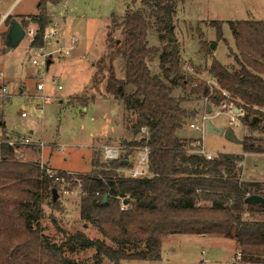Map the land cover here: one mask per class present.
Masks as SVG:
<instances>
[{"label":"trees","instance_id":"16d2710c","mask_svg":"<svg viewBox=\"0 0 264 264\" xmlns=\"http://www.w3.org/2000/svg\"><path fill=\"white\" fill-rule=\"evenodd\" d=\"M152 1L154 27L163 44L159 65L163 75L168 76L173 71L174 80L184 85L186 74L179 64V47L172 22L174 1ZM59 2L38 0V14L20 21L23 27L30 21L36 24L32 46L41 43L43 30L50 19L46 4ZM5 20L10 25L13 18L8 15ZM121 24L122 40L115 42V47L107 45L112 50L95 63L91 85L94 87L101 82L99 75L107 66L106 92L119 97L124 109L135 115V123L130 128L136 139L124 143L125 152L129 155L132 147L147 146L150 175L141 178L119 175L117 169L125 166L120 160H111L101 170V176L58 171L67 181L79 180L81 218L96 227L112 244L90 239L79 231L65 233V240L56 244L38 227L45 193L49 194L50 203L57 201L52 198L55 183L43 176L39 163L16 161L12 148L3 146L0 193L18 186H22L18 187L22 191L7 194L2 200L1 215L18 241L10 249L0 242V264H15L6 255L9 252L20 255L29 264H84L64 256V247L69 250L94 248L90 264H103L105 259L109 264H119L127 259L158 260L162 241L169 234H218L233 238L240 247L244 263L264 264V221L242 219L244 211L264 212V202H245L246 192L264 196V183L240 180L238 175L242 167L239 163L243 155L219 153L206 159L187 151L178 130L189 113L171 96V87L161 77L151 74L147 64L149 22L140 9H127ZM228 24L238 50V54L234 53L237 67L230 66L229 71L213 59L209 72L218 88L214 87L210 92L213 86L205 80L189 77L195 83L192 91L210 97L215 105L226 100V96H232L230 102L246 110L241 124L257 129L260 116H264L263 111L254 109L264 106V20L230 21ZM218 34L222 36L221 31ZM118 54L124 60L123 79L115 76L111 63H106ZM119 85L122 88L129 86V92L120 93ZM250 114L257 116L249 119ZM141 129L146 135L137 137ZM253 141L252 138L243 139V151L264 153V148ZM104 193H107V199L101 202ZM124 199L127 203L121 208ZM201 201H209L210 205H201ZM141 244L142 248L139 247Z\"/></svg>","mask_w":264,"mask_h":264},{"label":"rangeland","instance_id":"374dc122","mask_svg":"<svg viewBox=\"0 0 264 264\" xmlns=\"http://www.w3.org/2000/svg\"><path fill=\"white\" fill-rule=\"evenodd\" d=\"M37 1L16 0L13 6L15 0H0V21L2 16L10 13V9L12 14L35 13ZM173 1L172 22L179 47V64L186 74L183 78L184 85L174 80L173 71L168 76L163 75V69L159 65L163 44L154 27L152 0H61L58 4L48 3L46 11L49 18H54L65 30L60 44L69 45L71 35H74L77 41L68 54H54L43 76L34 74V69L27 62V37H23L17 45L6 51L5 32L10 25L6 20L0 22V85L6 83L8 87V93L0 99V124L5 123V130L13 136H29L34 142H44L43 148L34 145L18 150V153L13 155L14 160L39 164L42 162L49 168L56 167L72 174L101 176V170L110 162L102 160L101 147L119 146L125 150L124 143L136 139L130 128L135 123V115L124 109V103L119 97L106 92L107 66L99 75L101 82L94 87L91 85L92 76L96 72L95 63L112 50L108 49L107 45L115 47V42L122 40L121 20L127 9H140L150 24L146 45L149 49L147 64L151 74L161 77L171 87V96L178 99L180 106L189 113L178 130V136L187 151L198 154L197 150L203 145L212 158L219 153L242 155V144L240 146L225 139L221 134L207 130L202 137L199 130L188 126L190 123L198 124L203 115H207V119L217 126L221 124L224 128L231 127L238 138H252L255 145L264 148V116H260L257 129L242 125L240 119L246 114V110L232 102L242 112V115L237 116L240 124L236 126L235 123L238 122L229 121V114L225 112L227 107H221L223 102L230 104L229 99L232 96H226V100L215 105L210 97L193 92L195 83L189 79L192 77L197 81L205 80L213 86L210 92L214 91V87L218 88L209 72L211 61L216 59L229 71L230 66L237 67L234 53L238 54V50L228 22L264 20V0ZM17 20L20 22L22 18ZM218 31H221L222 36ZM106 63H111L115 76L123 79L124 60L120 54L110 62L107 59ZM37 78L45 85L42 92L35 90ZM53 78L56 83L52 81ZM57 84L61 85L60 89ZM128 87L126 85L118 91L127 93L130 90ZM41 94L52 97V100L42 103L39 98ZM23 103H26V117L20 116V106ZM208 107H211V111H208ZM254 109L264 112V106ZM256 116L250 114L249 119ZM142 135H146L143 129L137 137ZM138 148L141 151L143 149L141 146L132 147L131 154ZM127 150L130 151L131 148ZM244 160L248 171L264 174L263 153L248 152ZM239 164L241 165V162ZM122 172V167L117 169L119 175H123ZM18 187L0 193V242L9 249L18 239L12 233L5 217L1 215L2 200L7 194L21 192ZM55 189L58 193L56 203H50L51 198L45 193L41 205L43 211L38 220V227L43 235L60 244L66 238L65 233L79 231L90 239H100L109 245L112 244L96 227L81 218L82 193L62 195L56 186ZM200 204L209 206L210 202L201 201ZM242 219L264 221V212L244 211ZM139 247L142 248V244ZM94 252V248H63L64 256L84 264L92 263L91 256ZM238 253L240 247L233 238L218 234H169L162 241L160 259H127L121 260L119 264H247L242 259L237 261ZM6 255L15 264H29L20 255H11L10 252ZM103 264H109L108 260L105 259Z\"/></svg>","mask_w":264,"mask_h":264},{"label":"built area","instance_id":"2783aa9c","mask_svg":"<svg viewBox=\"0 0 264 264\" xmlns=\"http://www.w3.org/2000/svg\"><path fill=\"white\" fill-rule=\"evenodd\" d=\"M8 15L9 14L6 13L4 16H2L0 22L5 20ZM23 28L25 31L24 37H27L29 41L27 62L34 69V74H36L37 76L44 75L45 69L47 68V61L52 60L54 54L56 53L68 54L77 41L76 37H74V35H71L69 37V45L60 44V39L63 36V29L59 27V25L56 22L49 21V23L45 26L43 30L41 43L32 46L31 43L36 35V24H32L29 22V24ZM52 81L54 83L57 82L55 78H53ZM43 88H44L43 81L37 78V81L35 82V90L42 92ZM57 88L60 89L61 85L57 84ZM7 93H8V87L6 83L0 85V99L4 98ZM223 94H226V92L223 91ZM39 98L42 101V103H48L52 100V97L46 94H41ZM36 105L39 106V104ZM221 107L223 109L227 107V110L225 112L229 114L230 117L229 121L231 123L233 122L235 123V121L238 122L235 123L236 126H238L240 122L237 116L242 115V112L238 109V112L235 113L233 109H235L236 107L233 105L232 102H230V104L228 105L223 102ZM25 109H26V103H23L20 106L21 117L27 116V112ZM207 118H208L207 115H203L199 120L198 124L190 123L188 126L190 128L199 130L203 137V133L206 130ZM34 145L43 148L44 142L40 140L34 142L29 136L16 137L13 135L0 133V159H4V156L2 154L3 146L11 147L13 150V155H15L16 153H18V150ZM142 148H143L142 151L140 150V148H138V150L133 151L132 154L127 155L125 150L121 149L119 146L103 145L101 147L102 149L101 157L102 160L104 161L120 160V163H122L123 160H126L125 164L122 163L125 165L122 167V169L124 170V172H122L123 176L141 178L150 175V172L147 167V153L149 148L147 146H144ZM197 153L199 155L204 156L207 159H212V155L204 148L203 145H201V147L197 150ZM39 166L41 171L43 172V176L53 181V183H55L56 188L58 189L60 194L64 195V194L75 193L76 195H79L80 193H82L79 180L77 178H73L72 181H67L65 177L61 175V173H59L55 169L49 168L48 166L44 165L42 162L39 164ZM66 174L69 173L66 172ZM73 182H76V184H73ZM96 194H98V192H96ZM245 195L248 197L250 194L246 192ZM120 207L125 208V204L121 202ZM236 259L237 261L241 259V253L237 254Z\"/></svg>","mask_w":264,"mask_h":264},{"label":"water","instance_id":"95a60500","mask_svg":"<svg viewBox=\"0 0 264 264\" xmlns=\"http://www.w3.org/2000/svg\"><path fill=\"white\" fill-rule=\"evenodd\" d=\"M24 28L21 25V23L17 19H13L12 23L10 24L7 33H6V51L17 45L24 37ZM51 63V60L47 61V67ZM122 87L119 86L118 90L121 91ZM208 111H211V107H208ZM235 113L238 112V108L233 109ZM206 130L208 132L212 133H218L224 136L225 139L232 141L237 144H242L243 140L238 138L237 135L234 133V130L231 127H222L217 126L214 123L211 122L210 119H206ZM122 163H126V160H123ZM52 198L53 200H56L58 198V193L55 188L52 189ZM107 199V193H104L101 199V202L106 201ZM245 202L247 204H256V203H262L264 202V196L260 194H252L246 197ZM123 203H127V199L123 200Z\"/></svg>","mask_w":264,"mask_h":264},{"label":"crops","instance_id":"0c3cea01","mask_svg":"<svg viewBox=\"0 0 264 264\" xmlns=\"http://www.w3.org/2000/svg\"><path fill=\"white\" fill-rule=\"evenodd\" d=\"M61 1V0H60ZM38 2V1H37ZM16 4V0H15V2H14V4H13V6ZM37 4V3H36ZM58 4V3H57ZM46 5H48V3L46 4ZM9 15L13 18V19H17V18H28L29 19V16L30 15H36V14H38V9H37V7H36V11H35V13H31V14H24V13H21V12H18V13H14V14H12V12H11V9L9 10ZM53 21L54 20V18H50L49 19V21ZM4 21V20H3ZM55 21V20H54ZM55 22H57V21H55ZM30 23H32V24H35V22H33V21H30ZM60 27V26H59ZM62 28V27H61ZM63 29V34H64V28H62ZM49 67V66H48ZM2 73V72H1ZM45 89V85H44V88H43V90ZM217 125V124H216ZM218 125H220V126H224V125H221V124H218ZM0 133H4V134H9V135H12V134H10L7 130H5V123H1L0 124ZM240 145V144H239ZM241 146V145H240ZM242 147V146H241ZM241 152V154L243 155V160L241 161V167H242V170H241V172L239 173V178H240V180H243V181H252V182H258V183H264V174H261V173H258V172H250V171H248L246 168H245V160H244V156H245V154L246 153H248V152H244L243 151V147H242V150L240 151ZM236 153H239V152H236ZM254 153H260V152H254ZM261 153H263V152H261ZM264 154V153H263ZM53 169H57V170H61V169H59V168H56V167H54ZM249 264V263H248Z\"/></svg>","mask_w":264,"mask_h":264}]
</instances>
